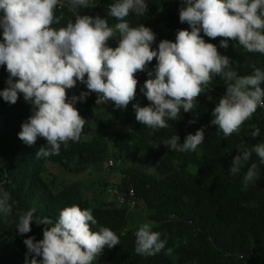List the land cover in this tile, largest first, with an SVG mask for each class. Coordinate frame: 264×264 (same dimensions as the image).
I'll list each match as a JSON object with an SVG mask.
<instances>
[{"label": "clouds", "instance_id": "clouds-1", "mask_svg": "<svg viewBox=\"0 0 264 264\" xmlns=\"http://www.w3.org/2000/svg\"><path fill=\"white\" fill-rule=\"evenodd\" d=\"M95 3L96 0H0V66L8 73L7 86L0 89V98L15 103L22 94L30 103L31 115L22 122L18 137L28 145L34 144L38 137L44 138L46 143L36 152L37 157L59 155L61 145L67 148L69 141L80 140L85 120L74 105L90 92L96 93L97 105L112 102L114 108L126 107L136 92L134 73L145 67L149 78L141 92L150 104L143 107L133 104V108L136 120L153 132L168 128V122L179 119L182 111L193 110L196 97L202 92L215 91L210 86L214 76L220 77L226 90L212 109L210 123L225 138L239 132L258 107L264 108V70L252 65L250 74L239 75L230 67L229 57L204 38L221 37V48H227L230 39L249 53L264 55V0H181L179 20L186 22L190 30H178L174 41L163 39L156 48L151 47L156 37L149 27L143 24L133 27L125 19L130 13L144 15L147 0H112L107 15L116 20L113 26L104 17L78 12ZM65 4L74 20L63 27H52L62 18L55 15V10ZM109 39L116 41L115 47L109 46ZM154 57L156 64L151 70L147 64ZM78 81L88 91L67 97L66 89ZM258 134L260 129L253 126L250 135ZM203 141L201 128L187 134L182 143L177 134L161 142L169 150L183 153L196 150ZM236 149L231 174L248 165L253 153L259 164L264 165V141L251 147L237 145ZM110 160L118 166L110 168ZM121 163L113 156L108 158L106 167L113 172L107 181L116 185L107 191L116 204L132 213L139 204L136 193L132 206L128 197L120 202L115 192L127 195L130 190L124 191L120 185L125 177ZM115 172L120 173L117 183L110 179ZM258 176L257 164L248 165L242 176L244 188L255 183ZM9 201V192L0 187V219L11 215ZM35 211L30 208L21 213L15 226L17 233L23 235L31 230L32 223L45 225L42 239L29 236L23 240L26 264H94L105 246L112 248L120 243L114 231L97 224L91 208L65 206L55 221L47 216L34 217ZM132 235L138 255L150 257L161 251L172 254L160 232L153 230L149 214ZM28 254L32 255L30 261Z\"/></svg>", "mask_w": 264, "mask_h": 264}, {"label": "trees", "instance_id": "trees-1", "mask_svg": "<svg viewBox=\"0 0 264 264\" xmlns=\"http://www.w3.org/2000/svg\"><path fill=\"white\" fill-rule=\"evenodd\" d=\"M110 3L112 0H96L95 6L80 8L78 12L99 15L113 26L116 20L107 15ZM181 6V0H147L144 15L130 13L125 19L130 26L149 27L156 37L151 47L156 48L163 39L174 41L178 30H190L186 22L179 20ZM55 15L62 18L59 24L52 25L54 28L74 20L66 4L57 8ZM200 35L204 36L202 32ZM204 38L229 57L230 67L239 75L250 74L252 65L264 70V55L249 53L230 39L229 46L221 48V37ZM108 44L115 47L116 41L109 39ZM155 64L154 57L147 66L153 70ZM134 75L136 92L126 107L114 108L112 102L100 104L103 106L100 109L114 113L109 120L96 112L87 114L96 95L90 92L83 100L92 104L85 105L86 115L81 116L85 123L80 140L69 141L67 148L61 145L59 155L48 157L36 156L46 143L44 138L38 137L34 144L28 145L18 137L22 122L31 115L30 103L22 94L15 103L0 98V187L9 192L12 205L11 215L0 219V264H26L23 240L29 236L42 239L45 225L32 223L28 233H17L15 226L21 213L35 208L34 217L47 216L55 221L62 208L73 204L82 209L91 208L97 224L107 226L120 238V243L112 248L105 246L94 264H264V165L259 164L253 153L248 165L256 163L259 176L246 189L242 176L248 165L237 174L229 171L237 145L251 147L264 141V111L257 108L239 132L225 138L210 123L212 109L226 90L220 77L214 76L210 86L215 91L202 92L196 97L193 110L182 111L179 119L168 122V128L153 132L136 120L133 108V104L141 107L150 104L141 92L149 78L148 71L145 68ZM7 77L5 67L0 66V89L7 86ZM66 94L70 98L80 93ZM79 104L77 100L74 107ZM92 122L97 124L96 128ZM253 126L260 129L256 137L250 135ZM201 128L204 141L194 151H172L161 142L177 134L182 143L187 134ZM112 156L122 160L120 170L125 176L120 183L122 189L133 188L139 200L132 213L116 204L112 194L106 195V188L116 185L107 181L113 171H106L105 181L96 178L95 172L104 170L106 160ZM66 173L80 174L82 179L75 182L59 176ZM90 177L96 179L94 188L101 186L100 192L83 190L81 182ZM63 182L70 183L56 190L55 185L61 187ZM146 214L153 230L166 240L165 247L172 248L170 256L164 251L150 257L135 253L131 229L144 223ZM31 259L32 255L28 254L27 260Z\"/></svg>", "mask_w": 264, "mask_h": 264}, {"label": "rangeland", "instance_id": "rangeland-1", "mask_svg": "<svg viewBox=\"0 0 264 264\" xmlns=\"http://www.w3.org/2000/svg\"><path fill=\"white\" fill-rule=\"evenodd\" d=\"M83 83H81V82H77L76 83V85H82ZM81 89H83V91L84 92H87L88 90H87V88H86V85H82V86H79V87H77V91L79 92V90H81ZM77 91H75V92H77ZM74 92V93H75ZM93 93L94 92H92V94L91 95H93ZM71 94V93H70ZM91 97V96H90ZM94 99V105H92L91 107H89V110H88V112H87V109L85 108V105H91L92 104V102L90 103V104H88L87 102H85V101H79V105L78 106H76L75 108L78 110V112H79V114L81 115V116H84V115H86V112H87V114H89V113H93V112H96V114H97V116L98 115H100V116H102V115H105L103 118L105 119V120H109L110 118H111V116L112 117H114V113L112 112V111H109V110H107V109H105V110H103V109H100L99 107H103L102 105H97L96 104V99H97V95H95V97L93 98ZM97 108H99V110L98 111H96V109ZM93 122H94V120H93ZM92 122V125L96 128L97 127V124L96 123H93ZM108 160V159H107ZM107 160H106V163H107ZM106 163H105V165L103 166L104 167V170H98V171H96L95 172V174L97 175L96 176V178L97 179H101L102 181H105L104 180V177L106 176V169H107V167H106ZM108 170V169H107ZM116 173V175H113V176H111V181H113V182H116L117 180H118V175H120V173L119 172H115ZM61 178H63V179H73L75 182H77V181H79V180H81L82 179V177H81V175L80 174H61V175H59ZM86 176H88L87 174H86ZM94 182H96V179L94 178V177H90V178H88V179H85V180H83V182H81V187L83 188V190H86L87 192H92V191H94L95 189L97 190V192H100V190H101V186H100V188H94L93 187V185L95 184ZM67 183H70V182H63L62 183V186L61 187H59V185H55V189L56 190H61L62 188H63V184H67ZM117 183V182H116ZM104 182H103V184H102V187H104ZM109 190V189H108ZM106 191H107V188H106ZM105 194H106V192H105ZM107 196L108 195H111L110 193H109V191H107V194H106ZM112 197H113V195H111ZM114 198V197H113ZM115 199V198H114ZM31 205V207H32V205H33V202H32V204H30ZM147 218V217H146ZM149 220H147L146 222H148ZM105 227H107V226H105ZM138 227V226H137ZM137 227H134V228H132L131 229V231H132V233L134 234V232H135V230H136V228Z\"/></svg>", "mask_w": 264, "mask_h": 264}, {"label": "built area", "instance_id": "built-area-1", "mask_svg": "<svg viewBox=\"0 0 264 264\" xmlns=\"http://www.w3.org/2000/svg\"><path fill=\"white\" fill-rule=\"evenodd\" d=\"M94 6H95V5H94ZM58 8L61 9V7H58ZM145 68H146V67H145ZM258 108H259V107H258ZM260 109H262V110L264 111V108H260ZM117 166H118V164L116 163V161H114V160H110V161H109V167H110V168H115V167H117ZM115 192L117 193V195H118V199H119L120 202H122V203L125 202V201H126V197H128L130 204H131L132 206L135 205V196H136V195H135L134 189H130L127 195L122 194V193H119L118 190H115Z\"/></svg>", "mask_w": 264, "mask_h": 264}, {"label": "crops", "instance_id": "crops-1", "mask_svg": "<svg viewBox=\"0 0 264 264\" xmlns=\"http://www.w3.org/2000/svg\"><path fill=\"white\" fill-rule=\"evenodd\" d=\"M82 85H84V84H82ZM82 85H75L74 87H72L70 89H66V92L74 93L75 91H77V87L82 86ZM82 91H83V89L79 90V93H81ZM89 95H90V93L86 97H88Z\"/></svg>", "mask_w": 264, "mask_h": 264}]
</instances>
